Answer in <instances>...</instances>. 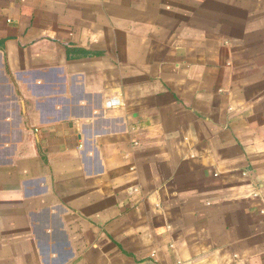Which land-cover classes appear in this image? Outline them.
Listing matches in <instances>:
<instances>
[{
    "label": "crops",
    "instance_id": "1",
    "mask_svg": "<svg viewBox=\"0 0 264 264\" xmlns=\"http://www.w3.org/2000/svg\"><path fill=\"white\" fill-rule=\"evenodd\" d=\"M0 264H264V0H0Z\"/></svg>",
    "mask_w": 264,
    "mask_h": 264
},
{
    "label": "built area",
    "instance_id": "2",
    "mask_svg": "<svg viewBox=\"0 0 264 264\" xmlns=\"http://www.w3.org/2000/svg\"><path fill=\"white\" fill-rule=\"evenodd\" d=\"M120 105V100L118 98H110L106 101V107L111 108Z\"/></svg>",
    "mask_w": 264,
    "mask_h": 264
}]
</instances>
